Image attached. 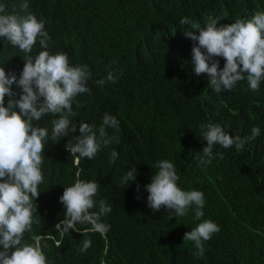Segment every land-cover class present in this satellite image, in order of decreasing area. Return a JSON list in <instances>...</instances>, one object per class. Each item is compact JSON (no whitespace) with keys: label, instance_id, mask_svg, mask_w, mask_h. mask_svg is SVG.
<instances>
[{"label":"trees","instance_id":"obj_1","mask_svg":"<svg viewBox=\"0 0 264 264\" xmlns=\"http://www.w3.org/2000/svg\"><path fill=\"white\" fill-rule=\"evenodd\" d=\"M23 2L0 0L8 14L16 15L25 14ZM26 2L27 11L45 21L47 51L67 54L70 65H88L92 76L87 83L90 92L76 98L81 106L72 105L77 115L69 119L75 133L53 141L52 120L59 116L48 114L34 121L47 128L49 136L44 141V179L34 201V223L24 242L39 245L47 264H264V81L258 91L250 90L246 78L231 91H213L207 74L196 76L193 71L195 42L185 32L199 31L179 24L184 17L200 28L209 17L219 19L217 27L249 19L264 11V0ZM43 50L37 43L28 55L34 58ZM26 58L0 37V67L6 73L19 78ZM216 59L222 69L225 61ZM109 71L117 81L98 86L96 81ZM12 90L21 91L16 85ZM105 113L119 121L118 130L106 128L107 136L115 139L93 159L71 154L66 145L75 143L81 122L96 130ZM207 123L220 125L233 137H249L254 126L260 135L247 140L239 152L235 146H216L214 151L224 158L197 167V153L206 146L200 126ZM113 150L118 153L114 162ZM160 160L175 165L182 190L204 193L200 221L194 220L191 208L176 218L167 209L149 208L145 185ZM134 169L136 179L122 183ZM77 181L99 185L97 206L91 211L99 210L101 199L111 207L101 218L110 225L107 234L93 230L91 223L76 224L78 231L63 230L66 209L59 197ZM203 220L213 221L220 231L203 242L204 256L197 259L193 244L183 243V236ZM86 239L92 241L91 247L78 252Z\"/></svg>","mask_w":264,"mask_h":264},{"label":"clouds","instance_id":"obj_2","mask_svg":"<svg viewBox=\"0 0 264 264\" xmlns=\"http://www.w3.org/2000/svg\"><path fill=\"white\" fill-rule=\"evenodd\" d=\"M20 8L24 15L8 14L5 5L0 4V37L27 57L19 78L14 72L6 73L0 67V246L3 249L0 251V264H47L39 245L24 242L25 233L31 232L34 223V201L40 195L38 186L44 179L41 170L44 141L49 136L48 129L35 126L34 121H40L48 114L59 116L52 120L53 141L67 137L69 131L75 133L76 126L70 127L69 119L77 115L72 105L75 102L80 107L77 96L90 92L87 83L92 73L86 64L70 65L65 53L50 54L47 51L50 37L45 31V21L27 11L29 5L26 0ZM218 20L209 17L203 28L192 24L187 17L179 21L180 25H190L199 31L198 35L193 31L185 32V36L195 42L191 49L194 74H207L209 87L217 93L231 91L237 82L245 78L250 90L258 91L261 81H264V11L220 27H217ZM37 43L45 50L33 58L28 54ZM216 58L225 61L222 69ZM117 79L118 76L109 71L106 78L96 81V84L103 87L106 82L115 83ZM13 85L21 90L19 94L12 90ZM17 95L18 99L15 98ZM107 127L117 130L119 127V121L107 113L96 130L81 122L79 135L75 136V143H67V150L73 155L78 154V158L93 159L102 146L107 147L115 139L107 136ZM200 127L206 146L197 153V167L211 164L216 157L224 158L223 153L214 151L216 146L224 149L235 146L239 152L247 140H255L260 135L259 127L255 126L251 135L245 138L233 137L214 123ZM117 156L118 153L113 150V162ZM156 168L158 171L152 175L151 182L145 185L149 208L153 211L167 209L175 218L185 216L191 208L194 220L200 221L204 216V193L182 190L171 161H157ZM134 171L136 169L129 171L122 183L134 181ZM98 189L99 185L94 181H77L65 187L59 197V202L66 209L62 222L65 232L69 229L78 231V223H91L93 230L107 234L110 225L103 223L101 218L112 211L111 207L101 199L99 210L91 211L97 206L95 197ZM136 198L140 199L139 196ZM219 231L216 223L203 220L184 233L183 243L191 242L195 249L193 256L200 259L205 253L203 242ZM91 244L92 241L86 239L77 251L84 253Z\"/></svg>","mask_w":264,"mask_h":264}]
</instances>
